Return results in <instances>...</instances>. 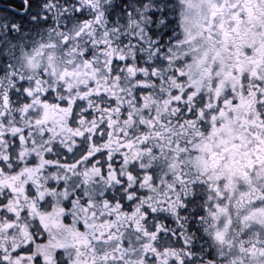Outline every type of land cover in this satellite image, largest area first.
I'll list each match as a JSON object with an SVG mask.
<instances>
[{
    "label": "snow or ice",
    "instance_id": "6c2138e0",
    "mask_svg": "<svg viewBox=\"0 0 264 264\" xmlns=\"http://www.w3.org/2000/svg\"><path fill=\"white\" fill-rule=\"evenodd\" d=\"M0 264H264V0H0Z\"/></svg>",
    "mask_w": 264,
    "mask_h": 264
}]
</instances>
